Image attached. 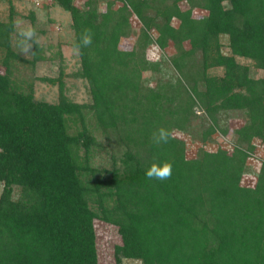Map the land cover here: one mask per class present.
<instances>
[{
	"label": "trees",
	"instance_id": "1",
	"mask_svg": "<svg viewBox=\"0 0 264 264\" xmlns=\"http://www.w3.org/2000/svg\"><path fill=\"white\" fill-rule=\"evenodd\" d=\"M50 1L69 13L72 46L92 32L76 71L90 100L71 101L61 84L57 101L34 99L31 83L13 75L11 13L0 20V264H98L97 221L118 236L114 264H264V159L252 186L240 183L253 142L264 146V0H121L115 9L105 0L103 11L101 0ZM148 43L173 52L149 60ZM216 66L222 74L209 75ZM144 71L157 74L153 85ZM230 111L244 114L231 148L197 147L187 159L174 131L200 117L206 142ZM161 127L170 139L157 146ZM101 150L107 167L94 160ZM164 161L169 179L145 176Z\"/></svg>",
	"mask_w": 264,
	"mask_h": 264
},
{
	"label": "rangeland",
	"instance_id": "2",
	"mask_svg": "<svg viewBox=\"0 0 264 264\" xmlns=\"http://www.w3.org/2000/svg\"><path fill=\"white\" fill-rule=\"evenodd\" d=\"M82 1L76 0L75 2L79 5ZM108 2L115 9L121 5L122 1L108 0ZM179 5L182 9L187 7L184 2H180ZM96 9L97 11H103L105 9V0L99 1ZM10 13L13 23V30L10 34L11 49L17 55L16 59L13 60L15 65L14 77L20 82L22 80L23 82L28 81L31 83L33 97L36 100L57 101L59 94L58 84H61L62 93L71 101L78 103L89 102L90 94L87 89V83L83 78L76 76V71L79 68V57L72 46L73 31L70 25L69 13L53 4L50 0H0V20H7ZM200 13L199 10L193 9V15L198 16ZM175 22L173 19L172 24L175 25ZM27 26L33 27L37 32V42L33 44L32 51H34L33 54L36 53L41 57L33 64L28 61L33 54L24 56L18 53L17 47L18 27ZM139 26L138 21L132 22L131 35L123 38L120 43L123 48L128 49L132 43L136 42ZM219 43L220 51L228 54L229 49L224 35L219 37ZM145 46V52L149 60H159L160 56H168L173 52L171 46L162 50L158 49L154 43H148ZM236 61L248 66V73L251 77L260 76L261 71L250 60L236 56ZM222 72V67L207 68L209 75L220 76ZM156 75L150 71H144L141 77L149 81V85H153V79H155ZM49 79H53V81ZM193 111L195 116H200L203 113L196 107L193 108ZM200 117H196L190 122L186 132L174 131V135L183 140L187 159L194 156L197 147H203L211 151L218 147L230 149L235 139L232 129L237 125H241L244 121L242 111H230L222 117L220 114L218 127H215L209 140L203 142L200 139V127L198 126ZM221 128L226 130L225 134L221 132ZM97 137L101 140L100 135H97ZM253 143L255 144V151L250 152L249 157L245 161L246 172L243 173L240 179L241 185L245 186H252L259 162L264 159V146L261 147L256 140ZM94 160L100 166L107 167L109 164L108 155L102 150L100 155ZM16 193L17 191L14 190L13 196ZM116 243H118V236L114 227L100 221L95 222V248L98 264H114L113 245ZM121 264L141 263L137 259L123 258Z\"/></svg>",
	"mask_w": 264,
	"mask_h": 264
},
{
	"label": "clouds",
	"instance_id": "3",
	"mask_svg": "<svg viewBox=\"0 0 264 264\" xmlns=\"http://www.w3.org/2000/svg\"><path fill=\"white\" fill-rule=\"evenodd\" d=\"M37 42V32L31 27H18L17 30V47L18 53L27 56L33 54V44ZM92 43V32L90 29H85L80 36V40L74 43L73 49L79 53L82 48L90 46ZM152 143L155 145L166 144L170 139V134L165 128H159L152 134ZM172 175V164L164 161L161 163H152L146 170L145 176L148 179H155L159 181L167 180Z\"/></svg>",
	"mask_w": 264,
	"mask_h": 264
}]
</instances>
